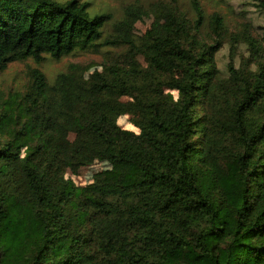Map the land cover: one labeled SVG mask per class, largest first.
<instances>
[{"label": "trees", "instance_id": "trees-1", "mask_svg": "<svg viewBox=\"0 0 264 264\" xmlns=\"http://www.w3.org/2000/svg\"><path fill=\"white\" fill-rule=\"evenodd\" d=\"M81 1L0 0V74L95 49L108 18ZM194 6L195 23L173 8L138 41H107L145 66L71 69L54 85L34 69L5 102L0 264H264V29L244 39L256 68L231 62L223 78L221 43L198 37ZM93 160L111 168L92 185L66 178Z\"/></svg>", "mask_w": 264, "mask_h": 264}, {"label": "rangeland", "instance_id": "rangeland-1", "mask_svg": "<svg viewBox=\"0 0 264 264\" xmlns=\"http://www.w3.org/2000/svg\"><path fill=\"white\" fill-rule=\"evenodd\" d=\"M68 1V0H59ZM202 11V23L198 31V37L208 44L221 43L216 54V62L223 78H228V67L234 62L236 68L247 67L254 70L256 62L249 46L244 42L247 37H252L259 42L263 37L264 9L260 6V0H197ZM89 3L91 17L104 15L107 22L103 29V39L95 49L89 51H76L71 55L55 59L45 56L44 60L37 63L33 59L15 62L0 74V114L4 112L6 101H15L27 91L30 73L38 69L45 74L50 85L56 83L57 77L75 69L86 78L91 73L103 69L104 64L118 63L124 67L145 66L144 58L135 54L127 44H108L112 37L129 34L135 40L143 37L147 30L156 21H161L163 13L170 9H177L179 13L186 15L189 21L195 23L199 20L198 12L194 6V0H82ZM129 13H133L131 21L135 23L130 28L123 27ZM141 18L138 19V16ZM219 16L224 22L225 30L220 38L221 30L216 28L214 18ZM261 43V42H260ZM264 46V42H262ZM261 45V48H263ZM261 55L264 53L262 51ZM170 92L177 98L176 92ZM126 100V99H124ZM118 124L125 130L138 133L139 130L132 124L131 116L124 115L118 120ZM74 135L66 140L70 144ZM26 151V150H25ZM24 151V152H25ZM108 162L93 160L81 167L76 174L68 172L67 179H72L77 186L87 187L92 185L94 176L110 169Z\"/></svg>", "mask_w": 264, "mask_h": 264}]
</instances>
